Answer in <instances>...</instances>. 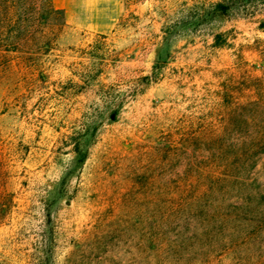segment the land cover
Segmentation results:
<instances>
[{
  "label": "rangeland",
  "instance_id": "1",
  "mask_svg": "<svg viewBox=\"0 0 264 264\" xmlns=\"http://www.w3.org/2000/svg\"><path fill=\"white\" fill-rule=\"evenodd\" d=\"M219 1L124 0L111 33L59 29L57 18L28 55L0 51V264L190 256L187 243L175 248L186 224L176 197L224 164L236 173L259 124L251 108L237 123L239 106L264 93V4L197 15ZM24 57L41 61L26 71ZM251 176L264 194V154ZM220 203L232 211L241 200ZM223 253L202 264H246Z\"/></svg>",
  "mask_w": 264,
  "mask_h": 264
},
{
  "label": "trees",
  "instance_id": "2",
  "mask_svg": "<svg viewBox=\"0 0 264 264\" xmlns=\"http://www.w3.org/2000/svg\"><path fill=\"white\" fill-rule=\"evenodd\" d=\"M260 4H264V0H223L204 4L202 13L199 11L197 15L210 20L221 19L236 10L249 12ZM246 15L253 16L254 12ZM57 18L60 21L55 22L56 28L67 25L64 12L56 9L52 0H0V51H15L28 55L26 49L29 46H38L42 42L36 36L41 31L50 29L45 24ZM262 22L260 28L264 30V20ZM213 38L214 47L225 45L222 33L215 34ZM40 61L39 58L24 57L20 68L29 71L38 66ZM263 107L264 93L257 94V98L252 102L239 106L240 111L236 116L238 120H235L237 123L249 121L244 111L251 108L255 113L253 119L258 117L259 124L250 139V143H255L254 146L242 148L243 154L249 155L238 163L236 173H229L233 164H224V173L210 174L208 177L197 176L186 183L184 191L178 193L176 198L181 209L177 211L176 219L186 224L178 232L179 243L175 248H180L176 249L180 254L183 252L182 246L187 243L190 256L184 257L185 259L178 256L172 263H207L214 253L224 252L223 254L238 262L264 264V194L261 184L251 176L261 155L264 154ZM85 132L88 134V130ZM239 132L237 134L243 133L241 130ZM80 135L84 136V133ZM79 140L75 139L73 149L77 154H81ZM84 159L85 155H82L80 164ZM232 194L238 196L241 204L231 205L233 210L230 211L222 206L220 197L225 198ZM254 199L256 205H253ZM165 220L164 214L161 222L163 236L166 233Z\"/></svg>",
  "mask_w": 264,
  "mask_h": 264
},
{
  "label": "crops",
  "instance_id": "3",
  "mask_svg": "<svg viewBox=\"0 0 264 264\" xmlns=\"http://www.w3.org/2000/svg\"><path fill=\"white\" fill-rule=\"evenodd\" d=\"M64 12L66 24L96 34L111 33L123 14L124 0H52Z\"/></svg>",
  "mask_w": 264,
  "mask_h": 264
}]
</instances>
